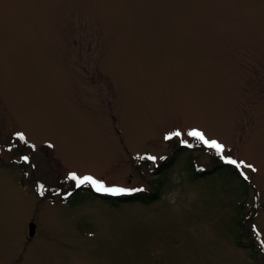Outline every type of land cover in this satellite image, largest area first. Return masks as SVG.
<instances>
[{"label":"rangeland","instance_id":"rangeland-1","mask_svg":"<svg viewBox=\"0 0 264 264\" xmlns=\"http://www.w3.org/2000/svg\"><path fill=\"white\" fill-rule=\"evenodd\" d=\"M0 264H264V0H0Z\"/></svg>","mask_w":264,"mask_h":264},{"label":"snow or ice","instance_id":"snow-or-ice-1","mask_svg":"<svg viewBox=\"0 0 264 264\" xmlns=\"http://www.w3.org/2000/svg\"><path fill=\"white\" fill-rule=\"evenodd\" d=\"M187 135L190 137H194L198 142L202 143L205 147L215 150L216 154L222 158L224 163L233 165L238 170H240L242 168H249L252 171H255V169L252 167V165H247L243 161H237L235 159H232L229 156H225L224 155L225 151H226L225 146L216 140L207 139L203 132L198 131V130H192V131L188 132ZM173 136L180 137L181 133L179 131H176V132L172 133L170 136H166L165 139H172ZM19 138L21 140L24 139L22 134L19 136ZM184 143H185L186 147H189V148L193 147L192 144L187 143L186 141H184ZM24 159L28 160V157H24ZM146 159L149 161H152V162L156 161V157L150 156V155L147 156ZM241 175L243 176V178L245 180L248 179V177L244 174L243 171H241ZM68 179L73 181L77 188H80L81 186H84V185H89L97 192H104V193H107V194H110L113 196L131 194L133 191H143V189L130 190V189H124V188H117V187H107V186H105V184L103 182L96 180L92 176L86 175V176L81 177V176H78L76 173L69 174ZM40 187L43 188L44 186L41 185Z\"/></svg>","mask_w":264,"mask_h":264},{"label":"trees","instance_id":"trees-1","mask_svg":"<svg viewBox=\"0 0 264 264\" xmlns=\"http://www.w3.org/2000/svg\"><path fill=\"white\" fill-rule=\"evenodd\" d=\"M213 160L216 161L215 159H213ZM218 165H219V163H218ZM223 167L229 168L228 166L219 165V166H216L214 168V170L216 168H223ZM71 189H73V188H71ZM158 193L159 192H154L151 194L149 193L147 195H144L145 197L141 193H132V194H125V195H120V196H113V195L106 194V193H101V194L96 193L95 191H93L89 187H82V188L73 189V193L66 200H68L70 202L72 200L78 201V200H81L85 194H88L92 198L100 199V200L106 201V202L113 204V205H118L121 202H130V201H136V200L145 201L146 199L153 200L152 198H156L157 196H159ZM239 244H240V242H239Z\"/></svg>","mask_w":264,"mask_h":264},{"label":"water","instance_id":"water-1","mask_svg":"<svg viewBox=\"0 0 264 264\" xmlns=\"http://www.w3.org/2000/svg\"><path fill=\"white\" fill-rule=\"evenodd\" d=\"M36 231V225L34 223H30V236L34 235Z\"/></svg>","mask_w":264,"mask_h":264}]
</instances>
